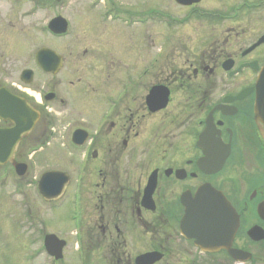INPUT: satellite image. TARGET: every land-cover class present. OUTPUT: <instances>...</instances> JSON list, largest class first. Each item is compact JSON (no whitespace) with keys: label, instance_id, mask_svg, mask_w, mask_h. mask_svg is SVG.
Instances as JSON below:
<instances>
[{"label":"flooded vegetation","instance_id":"obj_1","mask_svg":"<svg viewBox=\"0 0 264 264\" xmlns=\"http://www.w3.org/2000/svg\"><path fill=\"white\" fill-rule=\"evenodd\" d=\"M180 1L170 0L176 15L162 2L132 9L91 0L88 9L100 10L76 39L96 47L48 48L60 57L56 74L37 67L39 49L25 48L19 83L0 76V130L13 129L16 114L36 119L0 168L46 207L49 228L35 244L49 264H68L67 252L73 264H264V141L254 116L264 0ZM65 2L0 0V37L24 7H32L26 17L47 13L52 39L72 35L68 21L63 36L47 29L65 19L55 12ZM105 22L129 33L91 31ZM150 23L164 26L160 42L133 31ZM37 163L50 168L27 175ZM48 172L56 173L45 186L49 200L38 188ZM197 197L217 204L218 215L198 214ZM46 236L60 246L53 256Z\"/></svg>","mask_w":264,"mask_h":264},{"label":"rangeland","instance_id":"obj_2","mask_svg":"<svg viewBox=\"0 0 264 264\" xmlns=\"http://www.w3.org/2000/svg\"><path fill=\"white\" fill-rule=\"evenodd\" d=\"M65 1L62 10L57 9L55 12L61 13L64 18L67 19L73 34L61 39H52L51 36L43 30L45 28V22L50 18L47 13L38 10L35 15L26 17L32 10V7H24L14 13L15 23H13V27L0 37V54L2 55L0 64L3 65V68L1 69H4V71H2L3 73L0 72V76H2L5 83H19V74L25 66V52H23L25 48H28L29 50L51 48L57 50V52L60 51L63 53L64 49L68 47L74 48V54H76V52L81 53L84 48L91 49L90 41L96 47L95 43H97V40H79L80 37L79 39L76 38L79 34H82L83 31H86L83 27L84 20L88 17L87 15H93L92 13L98 14L97 12L100 9L89 10L87 5H89L88 2L91 0ZM113 1L116 5L121 7L129 8L133 5L132 9L139 7V4L142 2L143 4L145 2V4H148L149 6H155L162 2V0ZM162 5L166 6L167 10L172 14L178 15L180 12L174 7V4H172L170 0H164ZM21 10L24 11L20 12ZM91 21H95V18L92 17ZM105 23L109 24L96 25L95 30L91 31H93V33L97 31L100 32L103 28L106 32H115L117 35L123 36V38L129 33V30H124L121 25L115 30V25L113 23ZM105 26L108 27L105 28ZM147 26H137L135 27L137 29L133 28V31L141 33L145 28L149 31L152 40L160 42L158 38L161 37L160 33L165 31L164 26L154 23H150L149 26ZM181 30L186 31L187 29ZM134 55H136V53H134ZM141 57L142 54L135 56V60L141 61ZM7 63H10L9 72H7L9 70ZM125 63L128 62L125 61ZM29 65L30 63H28L27 66ZM39 79L40 76L37 78V82ZM38 165H45V167ZM46 165L49 164L37 163V165L33 166V170L29 169L27 175L30 176L35 173V175L40 174L41 171L50 168ZM36 166H38L37 169ZM12 177H14V173L11 168H0V264H49L44 253L36 252L37 249H39L37 246L39 243V232L46 231L45 226H48L46 223V207L38 200L39 198L36 197L32 188L25 186L22 187L23 193L17 192L16 188L14 189L13 187L16 183H13L14 179ZM66 257L68 258V261L66 258V260H64L65 263L73 264V259H71V254H69V252H67Z\"/></svg>","mask_w":264,"mask_h":264},{"label":"water","instance_id":"obj_3","mask_svg":"<svg viewBox=\"0 0 264 264\" xmlns=\"http://www.w3.org/2000/svg\"><path fill=\"white\" fill-rule=\"evenodd\" d=\"M177 2H181L180 0H176ZM66 28H67V24L66 22L61 19V18H55L50 24H49V29L57 35L60 34H64L66 32ZM36 62L38 67L43 70L44 72H51V73H55L60 65V57L57 56L55 53L51 52L50 50L47 49H42L40 51H38V53L36 54ZM23 75H27V77L30 79V72H25ZM256 94H257V99H259L256 102V108H255V112L257 114V121L258 122H263L264 123V66L260 71V74L258 76V80H257V85H256ZM0 97H2L0 95ZM7 99L11 100V98L9 96H6ZM23 114L20 113V115L18 116V114H16L15 116H12L11 120L13 121L15 127L13 129L10 130H0V163H4L5 160H9L11 157V154L21 136V134L27 132L31 127L32 124L34 122V120L36 119H32V120H25L23 119L22 116ZM1 116V115H0ZM264 127V126H263ZM261 133L262 136L264 137V129H261ZM14 169L16 171V173L21 176L24 174L25 172V166L24 165H20V164H15L14 165ZM56 175V173H46L44 174L38 184V188H39V193L40 195H42L45 199L48 198V193L46 191V183L49 179V177ZM217 201V200H215ZM214 202V201H213ZM219 202V207H221L222 209L226 210L229 207V205L227 204V202L223 199L218 200ZM194 204V206H193ZM192 206L193 208L198 211V214L201 213L204 216L208 215V212L214 211V214L217 216L219 212H217L218 210L217 208V204H211L209 206L208 204V199L207 198H203V197H197L196 199H194L192 201ZM213 209V210H212ZM233 228V227H232ZM234 229L229 230V234L230 237L233 233ZM45 247L47 249L48 252H50L52 254L51 249L53 247H56L58 250H60V246L57 245L56 240L54 237L52 236H48L45 240ZM56 254V252L54 253V255ZM56 258H59V255H55Z\"/></svg>","mask_w":264,"mask_h":264}]
</instances>
